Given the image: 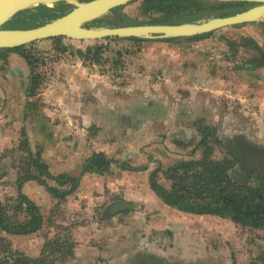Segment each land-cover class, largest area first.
<instances>
[{"label":"rangeland","instance_id":"1","mask_svg":"<svg viewBox=\"0 0 264 264\" xmlns=\"http://www.w3.org/2000/svg\"><path fill=\"white\" fill-rule=\"evenodd\" d=\"M60 4L64 9L70 6L67 3ZM122 11L131 16V19L125 23H150L155 22L156 19V14L143 12L140 1L125 4ZM39 18L47 20L48 15L40 12ZM39 18L34 17V19ZM106 18L109 24H119L116 22L117 15L113 12H109ZM263 22L264 17L256 22L225 26L213 31L209 36L196 39L61 37V41L58 42L54 38H45L26 44L33 55V63L18 53H11L7 62L0 60V75L8 74L11 78L7 88L14 95L7 110L8 114L5 116L6 120H3L4 124L0 129V197L8 203L10 212L23 214L19 206L20 180L26 175L40 173L34 163L39 154L46 162L43 144L47 140L48 128L41 130L34 121L42 116L47 117L48 102L43 99L47 100L48 94L57 101L55 106L57 115L52 117L55 121L49 132L55 134V139H59L55 143L59 151H51L49 156L52 159H58L59 156L65 159L61 162V166L63 164L68 166L70 163L71 150L84 151L82 145H85L88 135L94 138L100 136V132L95 128H91L86 136L78 129H71L70 118L78 117L79 122L82 121L79 119V113L62 110L64 105H59L58 101L61 100L58 98L64 94L73 101V106L75 102L79 103L81 100V93H84L88 104L95 101V93L99 90L105 95L116 93L129 99L130 102L142 98L141 94L144 90H153V96H158L161 89L169 95L174 94V91L182 96H188L190 92H198L197 96L204 101L208 99L213 102L214 98L216 100L214 105L198 106L195 110L204 112L207 116L193 123L189 133L175 129L167 131L162 136L167 140L168 145L160 149L158 154L163 156L165 161L154 164L153 168L155 170L162 166L161 169L164 170L180 162L200 158L203 154V145L200 143L202 129L206 127L207 132L211 133V143H215V156L222 157L229 154L237 158L238 161L229 171L234 180L257 184L256 167L264 174V65L255 67L250 65L255 64L257 57L260 56V54L258 56L259 50L251 45L252 42L256 40L264 49ZM7 25L28 28L37 24L33 20L21 19L17 15ZM97 45L102 46L99 62L85 59L84 55L80 54V50L86 51L89 47ZM166 45L173 46L185 54L191 50L186 47L199 46L203 50H208L204 52L203 57L207 60L203 63L200 60L202 56L194 57V60H197L194 62L197 68L192 69L189 74L194 79L196 77L195 84L187 82L177 87L169 84L165 87L161 82L163 75L154 73L152 76L150 73H143V67L139 65L140 58L163 51ZM149 74L151 78L145 79L144 75ZM113 83L117 85L113 87L111 85ZM138 85L141 87L136 89ZM144 85L147 88H144ZM149 86L151 87L148 88ZM129 88L132 89L128 93ZM29 89L34 94L33 99L23 96L21 102L19 95H15L16 92L28 93ZM214 92L215 97H213ZM26 100L30 104L24 110L23 105H26ZM82 110L88 109L82 108ZM30 134L33 138L32 143L28 136ZM161 134L163 135V131ZM66 136H71L76 146L67 148ZM216 136L222 140V144L216 142ZM145 164L147 163L137 162L136 166L142 167ZM244 164H248L251 169H246ZM50 165L54 167L53 163ZM79 166L80 163H76V167ZM163 170L158 172L159 179L167 183ZM42 176L50 184L57 185L54 179ZM26 182L29 184L25 185ZM86 185L88 186V183H85L84 187ZM21 190L41 207L45 215V223L42 229L29 234H11L0 227V261L5 259L12 261L17 256H28L32 259L30 264H264V229L244 227L229 216L197 214L195 217L201 222L197 232L202 239V244L194 251L199 253L196 254L197 257H194V253H190L192 258H179L178 255L181 253L179 254L178 250L166 257L148 250L125 249L123 241L119 240L117 235L119 230L123 231L132 225L123 223L121 220L124 219H108L110 217L102 215L106 210L100 209L105 207L104 204L110 203L107 204L106 199L94 198L90 205H87L86 200L79 194V187L66 196L55 197L44 184L32 179L25 181ZM117 195L120 193L116 195L114 193L112 197ZM118 206L125 207L124 204ZM98 215L104 218L103 222L100 221L106 223L104 227H116L114 234L110 229L106 233L97 230ZM95 233L112 235L111 238H116V241H104L106 237L101 238L102 235H97L101 239L97 241L94 239L92 242L98 246V249H87L89 247L86 242L91 238V234ZM152 254L166 258L159 259Z\"/></svg>","mask_w":264,"mask_h":264},{"label":"crops","instance_id":"2","mask_svg":"<svg viewBox=\"0 0 264 264\" xmlns=\"http://www.w3.org/2000/svg\"><path fill=\"white\" fill-rule=\"evenodd\" d=\"M186 48L191 49L188 54L179 52L181 50L175 49L173 46L166 45L162 49L163 51L142 56L139 65H142L143 73H150L152 76L154 73L163 75L161 82L164 83L165 87L167 84L176 87L187 82L195 84L197 82L196 77L194 79L189 74L192 69L197 68L194 64L197 60H194V57L202 56L200 60L203 63L204 60H207L203 57L204 52L208 50H203L199 46ZM150 74L144 75V78H151ZM9 82L11 83V78L8 74L0 75V129L4 124L3 120H6L5 116L8 114L7 110L11 99L14 98V95L7 88ZM111 85L114 87L117 84L113 83ZM191 86L195 87L194 85ZM140 87L141 85H138L136 89ZM145 87L147 88L146 85H144ZM131 89L129 88L127 92L129 93ZM101 91H96V100L89 104L84 93L80 94L82 98L79 103L75 102L74 106L73 101L68 99L67 94L58 98L61 100L58 101L59 105H64L62 107L63 111L69 110L79 113V119L82 122H79L78 117L70 118L71 129H78L85 136L91 131V128H95L100 132L98 139L88 135L87 143L85 142V145H82L84 151L73 152L71 150L72 156L69 159L71 164L69 163L68 166L65 164L60 165L61 162L65 161L62 157L52 159L49 156V152L59 151V148L55 145L59 139H55V134L49 132L52 129V123L55 121L52 117L57 115L55 112L57 101L50 94H48L47 100L43 99V101L48 102L46 106L48 109L47 119L42 116L35 119L34 123L41 130L48 128L47 140L43 144V149H45V160L49 167L51 166L50 163L54 164L53 168L51 166V172L54 174L67 172L71 176L79 177V194L82 195V199L86 200L87 205H90L94 198L96 200L99 198L106 199L107 204L110 202L108 205L104 204L105 207L100 209L101 211L106 210V213L102 215L110 217L108 219H124L121 220L123 223L127 222L132 225L127 229H123V231L119 230L117 235L119 240L123 241L125 249L129 250L131 248V251L148 250L166 257L178 250V252L180 251L179 254L181 253V255H178L179 258H192L190 253H194V257H197L196 254L199 253L194 251L198 250L199 245L202 244L200 234L197 232L198 228L201 227V222L197 220L198 217H195L197 213L187 212L166 203L152 188L151 177L153 171L157 169L154 170V164H161L165 161L163 156L158 154V151H161L160 149L168 145L167 140L163 139L162 136L167 131L175 129L187 133L193 123L195 124L202 119L201 117L207 116L204 112L195 111L198 106H211L216 103V100L213 98V102L208 99L204 101L197 96L196 93L198 92H190L188 96H182L174 91V94L169 95L164 93V89H161L158 96H153V90H144L141 94L142 98L130 102L129 99L127 100L116 93L105 95ZM16 93L15 95H19L21 102L23 96L30 100L34 97L30 89L28 93ZM215 96L214 92L213 97ZM29 104V101L26 100L23 109L25 110ZM76 104H79V106ZM78 108H80V111H78ZM82 108L88 110L84 111L85 109L82 110ZM38 128L36 131H38ZM162 131L163 135L161 134ZM28 136L32 143L31 134ZM65 140L68 144L67 148L70 147L71 149L76 146L71 136H66ZM91 143L92 146H90ZM97 152H102L111 159V165L107 170L98 172L86 169V162ZM78 153L80 156H78ZM137 162L147 164L139 167L136 166ZM76 163H80V166L76 167ZM120 163L123 164L120 166ZM85 183H88V186L84 187ZM27 184L29 183L26 182L25 185ZM114 193L115 195L120 193V195L112 197ZM122 204H124V208L118 206ZM87 209L89 208L87 207ZM92 219L95 218L92 217ZM96 219L97 230L106 233L110 229L114 234L116 227H104L106 223H100L104 219L101 215H98ZM97 235L102 234L95 233L94 235L91 234V238L88 237L86 245L89 248L87 249H98V246L92 242L94 239L97 241L106 237L105 240L103 239L104 241H116V238H111L112 235L107 236L106 234L105 236L103 234L101 238H98ZM152 256L159 259L166 258L154 254Z\"/></svg>","mask_w":264,"mask_h":264},{"label":"trees","instance_id":"3","mask_svg":"<svg viewBox=\"0 0 264 264\" xmlns=\"http://www.w3.org/2000/svg\"><path fill=\"white\" fill-rule=\"evenodd\" d=\"M134 1H140L143 12L156 14L155 22L170 23L197 21L213 15H227L253 4V2L249 1L219 2L213 0H132L131 2ZM61 5L58 4L52 7L48 4H36L20 11L17 15L21 19L33 20L38 25L45 21L40 20V12L48 15L47 20H49L68 11V9L62 8ZM124 5L117 6L112 10L117 15L118 21L116 22L119 24H125V21L131 19L129 14L122 11ZM34 17L39 19H34ZM91 24L109 25V20L106 16H103L94 20ZM212 33L213 31L190 36L189 38L206 37ZM130 38L144 39L141 37ZM175 38L168 37L163 39L173 40ZM54 39L58 42L61 41V37ZM251 45L259 49L260 56L257 57V62L250 66H263L264 49L256 40ZM58 47L59 49L61 48L60 43ZM11 53H18L27 58L30 63H33V55L27 49L26 44L17 47L0 48V60L7 62ZM101 53V45L89 47L86 51L80 50V54H83L85 59L95 62L100 61ZM207 131L206 127L202 129L200 142L203 145L202 156L198 159L183 161L169 166L164 170L160 166L153 171L151 177L152 188L166 203L178 209L197 214L229 216L234 222L244 227L264 229V174L256 167L258 170L257 184L234 180L229 171L238 161L237 158L229 154H225L222 157L215 156V143H211V133ZM216 142L218 144L223 143L217 136ZM34 163L40 173L24 176L19 184V206L22 208L23 214L11 213L8 203L4 202L0 197V227L7 233L29 234L39 231L44 226L45 215L41 207L21 190V186L25 181L37 180L44 184L55 197L66 196L79 186V177L71 176L67 172L52 173L48 163L42 160L41 154L34 160ZM85 165L86 169L101 172L110 167L111 159L104 153L97 152L88 159ZM247 165L244 164L243 166L250 170L251 167ZM160 170H163L168 180L167 183H163L159 179L158 172ZM42 175L54 179L57 185L50 184ZM31 261V257L17 256L12 261L9 259L0 261V264H30Z\"/></svg>","mask_w":264,"mask_h":264},{"label":"water","instance_id":"4","mask_svg":"<svg viewBox=\"0 0 264 264\" xmlns=\"http://www.w3.org/2000/svg\"><path fill=\"white\" fill-rule=\"evenodd\" d=\"M132 0H0V48L17 47L45 38L69 37L76 39H99L109 36L168 38L190 37L219 28L260 21L264 17V0H213L249 1L251 6L227 15H213L197 21L125 23L109 25L91 24L97 18ZM67 3L71 9L45 20L34 27L8 26L17 14L36 4Z\"/></svg>","mask_w":264,"mask_h":264},{"label":"flooded vegetation","instance_id":"5","mask_svg":"<svg viewBox=\"0 0 264 264\" xmlns=\"http://www.w3.org/2000/svg\"><path fill=\"white\" fill-rule=\"evenodd\" d=\"M69 9H71L70 6L68 7V10H69ZM260 46H261V45H260ZM256 49H257V48H256ZM258 50H259V49H257V51H258ZM259 54H260V52L258 51V56H259Z\"/></svg>","mask_w":264,"mask_h":264}]
</instances>
